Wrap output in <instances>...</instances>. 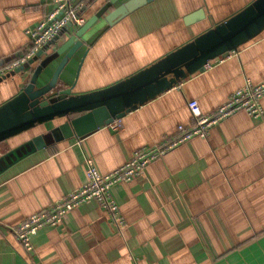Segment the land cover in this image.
I'll list each match as a JSON object with an SVG mask.
<instances>
[{
	"label": "crops",
	"instance_id": "1",
	"mask_svg": "<svg viewBox=\"0 0 264 264\" xmlns=\"http://www.w3.org/2000/svg\"><path fill=\"white\" fill-rule=\"evenodd\" d=\"M109 1L92 0L84 11L86 20ZM127 1L118 0L111 10ZM252 1L144 3L103 32L85 57L87 47L80 48L62 70L58 86L75 82V94L111 86ZM51 3L0 0V66L28 49V31L51 10ZM99 25L93 26L89 42L104 27ZM68 35L63 33L45 53L57 50ZM63 55L47 65L38 85L49 81ZM45 57L27 73L14 70L0 77V104L19 92ZM247 80L264 83V31L222 62L214 61L211 68L128 112L118 119L117 130L103 126L70 144L53 135L64 121L56 119L1 141L0 157L36 136L42 135L46 145L17 161L13 155L0 160V264H264V117L253 119L243 111L210 127L206 137H193L167 151L141 176L113 186L111 194L127 223L121 231L90 200L68 212L61 226L39 229L31 237L30 253L11 232L82 186L87 158L107 174L136 150L176 138L178 126L190 127L189 101L196 100L203 114H211ZM261 105L264 109V96Z\"/></svg>",
	"mask_w": 264,
	"mask_h": 264
},
{
	"label": "water",
	"instance_id": "2",
	"mask_svg": "<svg viewBox=\"0 0 264 264\" xmlns=\"http://www.w3.org/2000/svg\"><path fill=\"white\" fill-rule=\"evenodd\" d=\"M117 1L110 0L95 16L76 30L70 32L71 26H68L49 44V46L54 44L63 33L69 34L57 50L48 54L45 53L46 48L15 70L18 74L27 73L35 61L43 54L46 56L30 72L26 84L19 92L0 104V142L48 121L63 119V123L52 133L57 134L55 138L66 139L73 144L96 129L121 119L128 112L156 98L188 76L204 70V66L209 61L228 57L231 51L237 50L264 31V0H253L224 21L213 25L122 81L99 90L79 94L73 93L75 82L68 87L60 88L59 76L80 48L87 47L83 55L85 57L88 46L92 45L110 26L134 8L152 0H129L111 10L112 5ZM107 11L110 12L106 14ZM98 23L101 24L99 26L104 25V27L93 41L89 42L93 35V26ZM62 55L49 81L38 85L39 77L47 65ZM82 62L83 59L79 63L78 71ZM45 145L43 136H36L8 155L0 157V160L6 161L7 157L13 155L17 161ZM23 149H25L24 153H22Z\"/></svg>",
	"mask_w": 264,
	"mask_h": 264
},
{
	"label": "built area",
	"instance_id": "3",
	"mask_svg": "<svg viewBox=\"0 0 264 264\" xmlns=\"http://www.w3.org/2000/svg\"><path fill=\"white\" fill-rule=\"evenodd\" d=\"M91 0H52L51 10L45 17L28 31L30 46L9 63L0 66V77L8 71H14L32 60L40 52L48 48L68 26L77 29L86 23L84 11ZM217 58L209 61L204 68L212 67ZM264 96V83L253 84L247 80L245 84L235 90L225 103L211 114L201 112L196 100H191L187 106L192 115L193 123L190 127L178 126V136L165 139L158 145L136 150L131 159L107 174H100L92 159L85 160L87 181L79 188L69 192L52 205L27 217L24 222L11 229L16 239L27 253L33 251L31 237L41 228L58 227L63 223L65 215L81 204L94 200L105 212L116 229L121 231L127 225L120 208L114 200L111 189L119 183H127L143 174L144 168L154 160L162 157L167 151L177 147L193 137H206L208 129L220 121L243 111L253 119L264 117L261 99ZM112 130L119 129L118 120L107 125Z\"/></svg>",
	"mask_w": 264,
	"mask_h": 264
},
{
	"label": "trees",
	"instance_id": "4",
	"mask_svg": "<svg viewBox=\"0 0 264 264\" xmlns=\"http://www.w3.org/2000/svg\"><path fill=\"white\" fill-rule=\"evenodd\" d=\"M91 2H92V0L90 1V3H91ZM90 3H89V4H90ZM36 62H37V61H35V63H36Z\"/></svg>",
	"mask_w": 264,
	"mask_h": 264
}]
</instances>
